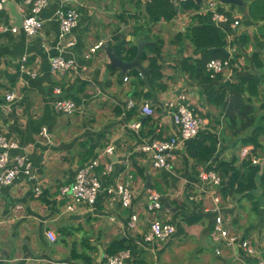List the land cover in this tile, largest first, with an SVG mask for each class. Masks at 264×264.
I'll return each mask as SVG.
<instances>
[{"label":"crops","instance_id":"0c3cea01","mask_svg":"<svg viewBox=\"0 0 264 264\" xmlns=\"http://www.w3.org/2000/svg\"><path fill=\"white\" fill-rule=\"evenodd\" d=\"M147 1L71 2L70 5L79 12L78 23L69 36L74 41L72 45H66V39L59 36L56 10L60 0H50L40 12L43 27L38 34L27 36L22 29L16 33L0 30V103L4 102L6 93H15L10 110L0 113V132L17 144L9 154L24 155L31 163L30 174H21L11 185L0 184V264H106V256L111 255L107 247L114 240H123L125 249L130 251L128 264H254L256 256L245 255L238 247L226 248L211 240L209 234L216 205L228 220L230 230L248 238L257 248V256H264V181L247 194L235 193L226 184L216 186L199 179L198 174L205 165H197L198 174H195L193 160L185 153L186 143L171 150L170 167L166 169H154L147 154L140 150L144 141L169 137L177 132L161 105L165 98L185 91L194 110L202 116L199 132L213 134L217 140H222L217 145V160L235 158L237 167L241 162L238 151L242 146H251L263 171L264 80L258 86V93L248 101L253 107L251 125L242 127L238 118L227 122L220 110L200 93L204 86L188 79L179 70L182 57H198L184 36L196 10L179 11L171 21L146 25L144 6ZM255 1L242 0V4L234 5V8H229L231 5L228 4L222 7L223 11L240 19L239 35L246 33L250 38L242 45L230 33L233 44L226 50L231 49L232 55H237L231 70L216 81L218 84L234 81L236 76L244 73L264 75V50L259 60L252 58L254 39L264 41V18H261L264 0H260L259 9L254 5ZM21 2L11 0L0 11V20L5 25L19 27L23 18L19 11ZM139 26L142 28L135 37L132 32ZM147 34L163 41L158 61L162 64L163 82L167 85L166 90L154 92L150 99L143 95L150 89L144 76L141 85L138 83L141 78L129 74L136 68L128 69L121 76L119 69L109 66L108 57L100 47L86 58L89 49L103 39L113 45L115 36L128 41L129 45L141 40L146 43L144 48L153 43L143 40ZM180 45L184 47L182 51H179ZM56 54L73 58L75 69L66 75L53 72L49 58ZM22 57L27 59V69L37 71L35 76L21 69ZM140 61L146 67L147 61L141 57ZM54 87H60V95L76 102L75 112L64 114L54 110ZM129 99L149 102L155 107L156 114L149 122H144L145 115L135 107L136 112L128 118L133 112V108L127 109ZM134 122H139L138 128L130 127ZM43 127L46 136L40 134ZM252 131L258 135L260 144L255 149L252 145L242 144L243 137ZM108 144L115 146L114 154L109 157L113 170L100 176L102 186H113L118 181L129 183L132 187L130 207L121 206L117 200L110 201L109 195L102 190L94 205L80 203L74 212H66V204L74 201L70 195L62 194L60 187L73 181L79 167L97 149ZM124 157H127V166L123 164ZM149 183L150 188L161 194L163 201L171 199L184 207L170 203L174 210L147 212L144 204ZM35 186H39V193L35 192ZM201 190L202 194L206 192L201 200L189 199ZM214 195L221 197L220 204L214 203ZM134 213L138 215V221L131 228L127 223ZM71 215L77 217L71 218ZM185 216L199 219L188 223ZM154 218H166L175 225L176 231L170 240H143V234ZM48 230L55 233V240L47 237ZM216 248L220 249L219 254Z\"/></svg>","mask_w":264,"mask_h":264},{"label":"built area","instance_id":"2783aa9c","mask_svg":"<svg viewBox=\"0 0 264 264\" xmlns=\"http://www.w3.org/2000/svg\"><path fill=\"white\" fill-rule=\"evenodd\" d=\"M75 0H60L56 10V17L59 26L60 39H66V45H72L74 41L70 38L72 29L77 25L79 19V12L70 3ZM11 0H0V11L4 10L6 5ZM50 0H22L19 5V11L23 15L19 27L7 26L0 20V30H10L16 33L18 29L27 36H33L40 32L43 27V20L40 18V12L46 8ZM196 13H209L212 23L223 30L230 29L229 33L236 36L239 34L240 19L233 16H228L226 12L219 11L218 0H202ZM234 32V33H232ZM231 37V36H230ZM99 47L95 45L91 47L86 55L90 54ZM229 56L232 55V50H228ZM228 57L225 58H211L205 63V71L210 77L214 78L217 75H223L225 72L230 71L232 61ZM27 59L22 57L21 69L31 76H35L37 71L35 69H27L25 67ZM49 66L53 72L58 75L69 74L70 71L75 69V61L73 58H66L60 54L52 55L49 58ZM230 76V75H229ZM231 77V76H230ZM126 79V77L124 78ZM53 93L56 98L53 101L54 110L58 113L72 114L77 110L78 105L76 102L69 98L60 95V87H54ZM15 98V93L8 92L5 94L4 102L0 103V113L10 110V102ZM140 111L142 115L153 117L156 114V109L149 102L142 101L136 102L133 99L127 101V109L135 108ZM161 107L169 114L172 122L177 128V132L165 138H151L144 141L140 146V150L147 154L152 167L154 169H166L170 167L171 150L180 143L195 138L200 131L203 119L193 107V102L187 92L181 91L176 96L167 97L162 101ZM132 128H138L139 122L130 124ZM42 136H46V128L40 131ZM17 144L14 140L8 138L4 133L0 132V184L11 185L19 178L21 174H30L31 163L29 160L20 154L10 155L11 149L16 148ZM115 152V146L112 144L106 145L104 148L97 149L93 156L87 160L77 170L73 181L67 185L60 187L62 194L70 195L74 203H67L65 211L72 213L76 210L77 205L80 203H87L94 205L97 197L102 190H105L110 197V201L117 200L123 207H130L132 201V187L126 181H118L113 186L103 187L100 176H106L113 170V163L109 157ZM238 156L241 161L249 159L255 165L258 164L259 159L252 153L251 146H242L238 151ZM123 164L127 166V157L123 158ZM201 181L211 185L219 186L222 183V177L213 169L201 170L198 174ZM35 192L39 193V186H35ZM206 192L202 194L195 192L189 196L192 201H198L205 196ZM214 203L221 202V197L218 195L213 196ZM145 210L147 212H155L162 210L163 200L161 194L154 188H147L145 195ZM19 207V206H18ZM216 215L213 219V224L210 230V238L214 243H219L223 247L233 249L238 247L245 255L256 256L254 264H264V256L258 257L257 248L252 245L251 241L246 237L232 232L229 227V222L222 213L219 212V207H214ZM138 215L131 214L128 220V227L134 228L137 225ZM176 227L166 218H154L148 229L143 234L145 242H164L170 240L175 234ZM47 237L53 241L55 240V233L51 230L46 232ZM220 249L216 248V253H220ZM130 258V251L123 249L117 253L106 256V264H128Z\"/></svg>","mask_w":264,"mask_h":264},{"label":"trees","instance_id":"16d2710c","mask_svg":"<svg viewBox=\"0 0 264 264\" xmlns=\"http://www.w3.org/2000/svg\"><path fill=\"white\" fill-rule=\"evenodd\" d=\"M198 5L193 0H177L174 4L171 0H148L145 3L144 9L146 13V25L155 24L158 21H171L179 11L197 10ZM219 11H223L221 6ZM225 12V11H223ZM228 16H231L230 12H226ZM252 17L254 18L253 12ZM264 18V14L261 15ZM142 26L135 27L132 34L136 37L138 29ZM147 31L150 29L144 27ZM230 29H221L216 27L211 19L210 14L195 13L193 21L189 24L184 34L192 46V52L194 55L198 54V57L189 55L180 59V72L188 76V79L197 81L204 87L200 90L205 96L208 103L214 105L219 109L224 119L227 122L236 120L237 118L242 121V127L247 128L251 125L253 120V107L248 103L250 98L258 93V86L264 80V75H258L254 73H244L236 76L234 81H228L226 84H218L216 81L222 78L221 75H217L212 78L205 71V63L211 58H225L220 48H227L228 45L233 44L232 37L229 33ZM181 36L182 34H178ZM115 43L113 47L116 50L117 55L124 61L132 60L137 51V45L131 44L124 39H120L119 36H115ZM143 40H152L153 43H148L144 46L141 60L147 61L148 69V83L150 89L143 95L145 99H150L154 92H161L166 90L167 85L163 82L164 73L162 71V64L158 61L160 56L161 47L163 41L161 38L155 35H145ZM236 40L239 39V44H246L249 38L246 33L241 35L236 34L234 36ZM236 43V41H234ZM184 47L180 45L179 51H182ZM264 50V41H259L255 38L253 42L252 58L259 60L260 53ZM147 53H153L148 56ZM237 54L230 55L229 58L233 62ZM130 75L135 78H141L138 83L144 84L143 75L136 69L130 70ZM132 113L128 114V118L133 115L136 110L132 109ZM252 115V117H251ZM152 118L145 116L143 121L149 122ZM142 121V122H143ZM155 130H153L154 132ZM217 138L207 132H199L197 136L186 142L185 153L193 160V169L195 174L197 165H205V170L213 169L222 177L221 185H227L230 190L235 193L247 194L253 190L259 183L264 181V170L258 164L253 165L249 159H244L236 167L234 165L235 158L229 161L217 160ZM242 144H249L254 149L260 146L258 142V135L252 131L248 136L243 137ZM253 153V151H252ZM254 154V153H253ZM220 186V185H219ZM167 199V198H166ZM171 204H177L171 199H167ZM177 206L184 207L181 204ZM199 218L195 216H185L184 220L188 223L197 221ZM67 234V230L64 231ZM127 246L123 240H114L108 247L107 252L109 254L116 253L119 250L125 249ZM89 263L90 260L84 257Z\"/></svg>","mask_w":264,"mask_h":264},{"label":"water","instance_id":"95a60500","mask_svg":"<svg viewBox=\"0 0 264 264\" xmlns=\"http://www.w3.org/2000/svg\"><path fill=\"white\" fill-rule=\"evenodd\" d=\"M193 1L196 3V5L199 6L201 4L202 0H193ZM218 1L223 3V4H228V5L242 4V0H218ZM171 2L175 4L177 2V0H171ZM144 44H146V43L141 41V40L137 41V52H136L135 57L131 61L122 60L117 55L115 48L113 47V45L110 44V42L108 40L103 39V41L99 44V47L101 49H103L104 52L106 53L108 60H109V66L111 68L119 69L121 76H124L128 69L136 68V69H138L140 74L144 76V81L149 86L148 77H147L148 76V69L146 67L142 66L141 61H140L141 52H142ZM220 50L223 52L225 57L229 56V53L226 50V48H220ZM148 181H149V177H147V180H146L147 184H148ZM150 186H151V184L149 183V185L146 186V188H150ZM162 209H173V207H171L168 200H164ZM76 217H77L76 215H71V218H76Z\"/></svg>","mask_w":264,"mask_h":264},{"label":"rangeland","instance_id":"374dc122","mask_svg":"<svg viewBox=\"0 0 264 264\" xmlns=\"http://www.w3.org/2000/svg\"><path fill=\"white\" fill-rule=\"evenodd\" d=\"M227 4H223V3H221V2H219V6H221V8L222 7H224V6H226ZM254 5L256 6V8L257 9H259V6L261 5V1L260 0H256L255 1V3H254ZM235 6L234 5H231V6H229V8H234ZM136 41H138V40H135V45H137L136 43ZM164 69H165V66H164ZM197 112V111H196ZM198 113V112H197ZM199 114V113H198ZM200 115V114H199ZM202 117V116H201ZM259 166H260V164H258ZM260 168H261V166H260ZM187 237H185V239H186ZM191 239V238H190ZM187 251H185L184 253H186ZM185 256V255H184ZM187 256V255H186ZM190 257H191V255H190Z\"/></svg>","mask_w":264,"mask_h":264}]
</instances>
